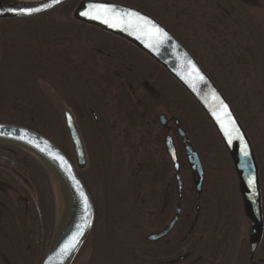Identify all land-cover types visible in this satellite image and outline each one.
Listing matches in <instances>:
<instances>
[{
  "label": "rangeland",
  "instance_id": "1",
  "mask_svg": "<svg viewBox=\"0 0 264 264\" xmlns=\"http://www.w3.org/2000/svg\"><path fill=\"white\" fill-rule=\"evenodd\" d=\"M115 1L139 6L171 28L231 98L259 166L264 216V0ZM74 10L43 21L0 23V98L7 105L1 106L10 115L42 127L33 118L39 115L74 164L66 111L74 116L83 139L87 165L79 174L91 184L95 217L90 236L73 264H158L157 244L148 237L167 225L177 209L186 206L187 214L197 215L198 205L206 209L210 228L207 254L216 255L217 241L222 264H252L250 222L244 214L234 165L206 115L162 67L123 41L83 26L74 19ZM236 45L241 48L239 58ZM95 50L104 51V56ZM92 57L104 63L87 66L85 61ZM35 63L45 65L46 73H33L30 66ZM119 72L125 75L121 77ZM63 74L74 79L80 90L100 98L111 157L100 158L92 124L69 92ZM11 97L33 112H14L7 103ZM161 116L167 125L161 123ZM178 128L200 157L204 171L200 191ZM168 136L178 152V173L166 152ZM8 149L0 146V158L12 155ZM17 156L12 161L21 160L23 165L13 168L0 163V264H42L57 230L63 199L52 176L35 157ZM177 175L182 180L183 197ZM44 210L46 227L40 216ZM167 210L169 215H165ZM187 214L180 220L186 221ZM178 230L171 237L175 244L161 251L163 263L189 264L178 263L187 252L179 246L182 227ZM217 230L222 232L220 238ZM43 236L46 241L41 243ZM257 256L264 259V236Z\"/></svg>",
  "mask_w": 264,
  "mask_h": 264
},
{
  "label": "water",
  "instance_id": "2",
  "mask_svg": "<svg viewBox=\"0 0 264 264\" xmlns=\"http://www.w3.org/2000/svg\"><path fill=\"white\" fill-rule=\"evenodd\" d=\"M70 1L72 0H0V21L42 16ZM93 4L115 8L119 14L136 12L150 19L167 35L157 37L146 35L134 28L122 30L120 27H110L101 20L90 18L91 15H95V12L89 8ZM26 10H32V13L25 14ZM84 12H89L90 15H82ZM73 16L78 22L96 27L136 47L162 67L197 103L215 128L234 165L244 214L250 222L249 260L252 264L264 263V259L255 260L264 236V216L259 166L254 149L233 107L198 60L167 27L139 9L108 0H85L76 8ZM201 76L203 80L200 79ZM64 120L72 143L75 164L52 141L40 133L22 126L0 124V144L20 148L35 157L52 176L58 193L62 195L63 209L59 212L57 230L42 264H73L89 238L94 224V204L79 176V170L85 169L87 165L83 139L70 111L64 113ZM160 121L163 125H167L165 116H161ZM179 124V121H175L176 126ZM233 127L238 131H232ZM178 134L186 144L188 162L199 177L197 190L200 191L204 180L200 157L181 128L178 129ZM229 134H231V143H229ZM245 146L249 151L248 158L243 154ZM165 148L175 172L178 173L179 157L171 136L166 137ZM56 157H61L62 161ZM177 183L181 191L182 181L179 176ZM81 191L87 197V205L81 196ZM176 220L171 223L170 229L173 228ZM81 230L82 234L77 236ZM166 233L161 236L151 235L148 240H158Z\"/></svg>",
  "mask_w": 264,
  "mask_h": 264
},
{
  "label": "trees",
  "instance_id": "3",
  "mask_svg": "<svg viewBox=\"0 0 264 264\" xmlns=\"http://www.w3.org/2000/svg\"><path fill=\"white\" fill-rule=\"evenodd\" d=\"M111 1H115V0H111ZM78 3H79V0H72L69 3H67L66 5L60 7L59 9H57L54 12H51L49 14L42 15V16H39V17H35V18L24 19L22 21L29 22L31 20H38V19L41 20V21H43L45 19H49L52 16L55 17L56 14H59V13H62V12H71L72 10H74L75 6L78 5ZM118 3L125 4V5H128V6L137 8V9L143 11V12H146L141 7L136 6V5L134 6V5H132V3L130 4L129 2H126V1H120ZM239 9H243V8L241 6H239ZM235 12H236V9H235ZM146 13L149 14L148 12H146ZM237 13H240L241 14V12H239V11ZM5 22H12V21H0V23H5ZM167 28L175 36H177L176 33H174V31L171 28H169V27H167ZM262 32H264V26L262 28ZM239 35H241V34L239 33ZM181 42L193 53V55L199 61V63L202 66V68L206 71V73L217 84L216 80L205 69V67L202 65L200 59L195 55V53L192 51V49L184 41H181ZM240 51H241V48L236 45L235 46V56L238 57V58H239L238 54H239ZM30 68H31V70H32L33 73H37V72H44V73H46L45 72L46 66L45 65H42V63L41 64L40 63H35L32 66H30ZM63 76H64L65 81L69 85V87H68L69 88V92L72 95H74L79 100L81 106L83 107V109L85 110L86 115L89 118L90 123L92 124V128L94 129V132H95V140L98 143V151H99L100 158L107 159V158L111 157V149L109 148L110 146H109V141H108V137H107V129H106V126L104 124V119L102 117L103 115L101 114V100H100V98L97 97V96L91 95L90 93H88L87 90L86 91L80 90L79 89V86H78V83L75 82L74 79H70L66 74H63ZM218 87L223 92V94L225 95V97L228 99V101L230 102V104L232 105V107H234L231 98L227 95V93H225V91L223 89L220 88L219 85H218ZM85 88H87V87H85ZM7 103H9V107L12 108V110L14 112H20V113H23L25 115L29 114V112L30 113L33 112V109L32 108H30L28 106H25L24 104L20 103L18 101V99H16V98H12V97L9 98V102H7ZM2 104L4 105L3 101L0 98V124H12V125H17V126H22V127H25V128L32 129V130L40 133L41 135L47 137L49 140H51L67 156L66 152L61 148V144H59V142H57L58 140L56 138H53L52 135L49 133V128L44 126L46 124H43V122L41 121L39 115L36 114L33 118L37 119V124L42 125V127H36L31 122L23 119L20 116L10 115L11 113L10 114L7 113L9 111L8 110L5 111V109L3 108V106H1ZM4 106L6 107L7 105H4ZM235 112L239 116L238 111L236 110V108H235ZM15 114H19V113H15ZM94 116L97 117L96 120H98V123L97 122H94L95 121V118H93ZM0 146H4V147L5 146H8V148H9L8 149V152L12 154V155L8 154V155H5V156L1 157L0 158L1 159V162L0 163L3 164V163L6 162L7 164H9L8 166H13V168L16 166V164L18 166H21V165L24 164V162L21 161V160L20 161H14L13 160L14 161L13 162L12 161L13 157L14 158H17L18 157L17 155L19 153H23V154H26V155L31 156L30 154H28L27 152L23 151L22 149L17 148V147H14V146H11V145L0 144ZM15 162H17V163H15ZM83 182H84L87 190L89 191L90 195H92L91 194V190H90L91 188L88 187V186H91V184H89L86 180H83ZM39 194L43 195L41 190H39ZM143 207H144V205H143ZM40 216H41V218H44L45 219V227H46V211L44 210L42 213H40ZM45 238L46 237H44V236L42 237L41 243L43 242V240H45ZM48 241H49V238L47 239L46 246L48 245ZM34 247H36V246H34ZM44 248H45V242H44V245L43 244L41 245L40 256H42V253H43V249ZM39 257H37V258H39ZM39 261H40V259H39ZM90 264H92V263H90Z\"/></svg>",
  "mask_w": 264,
  "mask_h": 264
},
{
  "label": "flooded vegetation",
  "instance_id": "4",
  "mask_svg": "<svg viewBox=\"0 0 264 264\" xmlns=\"http://www.w3.org/2000/svg\"><path fill=\"white\" fill-rule=\"evenodd\" d=\"M80 3L78 4V6L80 5ZM83 26L90 27V26H87L85 24H83ZM100 32H102V31H100ZM119 40H121V39H119ZM121 41H123V40H121ZM123 42L128 44V45H130L129 43H127L125 41H123ZM130 46L133 47L134 49H136L134 46H132V45H130ZM137 51L139 53H141L139 50H137ZM95 52L98 54V56H104L103 55L104 51L95 50ZM112 53L113 52L111 51V54ZM111 54L109 55V58H111ZM88 57H90V56H88ZM99 62L100 63H104V60H101V59L97 60V58H93L92 57V60H86L85 64L88 66V63H92V67H95L97 65L96 63H99ZM83 68H85V67H83ZM108 68L111 70L110 67H108ZM113 69H116V71L118 70L115 65H114ZM62 71H61V73H62ZM73 71H74L73 69L69 70V72H72L73 76H76L75 72H73ZM118 74L121 77H123V75H125L123 72H119ZM97 123H98V121H97ZM193 173H195L197 175L196 172H193ZM197 177H198V175H197ZM198 185H199V177H198L197 186ZM179 192H180L179 193L180 197H183V195H182L183 194V186H182V190L179 191ZM184 202L185 203H191L190 200H184ZM157 203L159 204L158 201H157ZM168 208H170V206ZM187 211H188V209L186 208V206L183 209L182 208L177 209L176 215L173 217V219L170 220V222L167 225L164 224V226L160 228V231L157 232L156 234H154V235L161 236L165 232H167L163 237L159 238L158 240L153 241V243L157 244L158 264H175L174 262L173 263L172 262L171 263H166V262L163 263V262H161L160 261V255H161V251L162 250L164 251L166 247H171V246H173L175 244V240L172 239L171 237H172V235L174 233H176L177 231H180V230H178V227H182V232H183V236H180V237H182V239H181L182 242L180 243L179 246L181 247V245H183V249L185 251H187L186 254H185V257L181 258L178 263L187 262L189 264H222L221 253L218 252V248H217L219 246L217 241H216V245H215V249L217 250L216 251V255L207 254L206 245H207V238H208V234H209V229L210 228H209V224L207 222L206 209H204L203 206L198 205L196 207V209H195V212H196L197 215H194L193 212H192V215L187 214ZM183 213L185 215L187 214V216L185 217L186 221H184V222L182 220H180L181 215ZM159 215H160V210L156 206V211H155V216L156 217L155 218L157 220L160 218ZM165 215H169V211L168 210L165 211ZM169 218L168 219L166 218V219L169 220ZM175 220H176V222H175L173 228L170 229L171 223L173 221H175ZM181 223H184V224H181ZM221 233L222 232H220V231L218 233V230H217L218 238H220ZM180 237H177V238H180ZM218 238H217V240H218ZM255 260H260V259L258 258V256H256Z\"/></svg>",
  "mask_w": 264,
  "mask_h": 264
},
{
  "label": "snow or ice",
  "instance_id": "5",
  "mask_svg": "<svg viewBox=\"0 0 264 264\" xmlns=\"http://www.w3.org/2000/svg\"><path fill=\"white\" fill-rule=\"evenodd\" d=\"M89 8L91 9L92 12H95V15H91L90 18L101 20L102 23L108 24L110 27L113 28L120 27L122 28V30H128L129 28H134L136 30L144 32L146 35H152L157 37L167 35L162 31V29L157 27V25L154 24L150 19L136 12H127L124 14H119L115 8L108 7L106 5H99V4L90 5ZM31 13L32 10H26L25 14L30 15ZM82 15L89 16L90 13L84 12L82 13ZM200 79L203 80V77L201 76ZM224 107L225 109H227L226 105ZM232 131H238V129L233 127ZM229 143H231V134H229ZM243 154L246 158L249 157V151L247 149V146H245ZM56 159H60L62 161L61 157H56ZM242 166H243V162H242ZM81 196L84 198L85 204L87 205L88 204L87 197L82 191H81ZM81 234H82V230L80 233L77 234V236Z\"/></svg>",
  "mask_w": 264,
  "mask_h": 264
}]
</instances>
